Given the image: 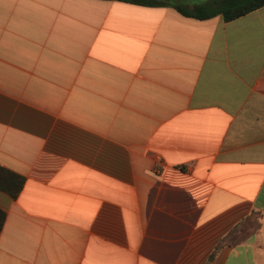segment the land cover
<instances>
[{"label":"crops","instance_id":"obj_1","mask_svg":"<svg viewBox=\"0 0 264 264\" xmlns=\"http://www.w3.org/2000/svg\"><path fill=\"white\" fill-rule=\"evenodd\" d=\"M0 166V264H264V7L0 0Z\"/></svg>","mask_w":264,"mask_h":264},{"label":"trees","instance_id":"obj_2","mask_svg":"<svg viewBox=\"0 0 264 264\" xmlns=\"http://www.w3.org/2000/svg\"><path fill=\"white\" fill-rule=\"evenodd\" d=\"M113 1V0H112ZM147 7H172L185 17L207 20L222 16L226 22L236 20L264 7V0H117ZM25 177L0 166V191L17 199ZM7 213L0 208V233L6 223Z\"/></svg>","mask_w":264,"mask_h":264}]
</instances>
